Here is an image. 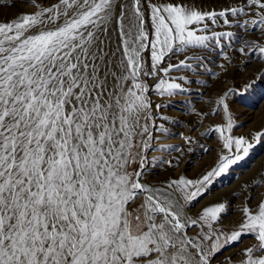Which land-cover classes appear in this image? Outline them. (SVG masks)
Here are the masks:
<instances>
[{
  "label": "snow or ice",
  "instance_id": "6c2138e0",
  "mask_svg": "<svg viewBox=\"0 0 264 264\" xmlns=\"http://www.w3.org/2000/svg\"><path fill=\"white\" fill-rule=\"evenodd\" d=\"M21 2L35 10L0 22V264H211L222 240L229 245L245 234L255 242L239 264H264V200L243 207L230 234L216 227L224 203L195 217L186 211L213 176L253 147L231 134L227 104L226 124L214 128L216 167L200 179L145 182L154 166L150 122L157 127L149 93L183 92L168 74L190 68L188 57L166 61L231 39L232 32L200 34L218 18L258 31L239 51L264 60V0H232L219 12L193 0ZM144 77L155 78L154 86Z\"/></svg>",
  "mask_w": 264,
  "mask_h": 264
},
{
  "label": "rangeland",
  "instance_id": "374dc122",
  "mask_svg": "<svg viewBox=\"0 0 264 264\" xmlns=\"http://www.w3.org/2000/svg\"><path fill=\"white\" fill-rule=\"evenodd\" d=\"M201 1L193 0L196 6L203 11L213 10L219 12L222 8H224L223 6H227L229 4V3L226 4L228 0H221V1L212 0L211 3H208L204 0ZM50 2H54V0H47V3ZM231 2L232 1H230V3ZM13 3H15L16 5L15 7H11ZM208 4H211V6H209ZM220 5L223 6L220 7ZM34 10L35 9L28 7L26 3L21 2V0H0V22H4L7 19L15 17L19 11L32 12ZM208 23L212 24L211 21H209ZM209 28L210 31L213 30V32L233 33V37L231 39L224 37L221 39L219 44H217L215 41L208 42L209 43L208 47L214 49V53L218 55L216 59L217 62L214 63L211 60L205 58L188 60L190 68H182L178 71L174 70L168 74L169 77L172 78V80L180 82L182 84V88L184 89L183 92H180L171 97L167 95L160 96L153 88V90L149 93V96L153 103L152 111L155 117L154 123L155 125H157V127L152 128L150 122V132H152L154 139L151 141V147L147 152V157L150 164L154 166L150 167L149 171L146 173L145 176L146 183H150L153 185H160L170 179L179 178L180 176H184L186 178L194 179V180L200 179L201 177H203L204 173L206 174L208 171H210V169L216 167L217 164L215 166H211L210 164L207 165L206 161L208 162V159H211L213 157L219 158V156L221 155V141L219 139V133L215 132L214 128L216 125H223L226 124L227 122L226 114L224 110V104H227L228 106L227 115L230 116L231 121L233 123V129L231 134L234 137H241V136L247 137L249 141L253 144V147L249 150V154L246 157L238 161L236 164L232 165L227 172L221 174L220 176H213L209 184L206 185L207 190L205 191L204 195L198 198L197 200H193L189 205L186 206L187 214L193 217H195L196 214L201 212L203 205L206 202L211 201L212 199H215L217 197H223L225 198L224 204H226L228 201V197L238 198L240 197L238 192L246 193L248 191V189H245L242 186H253L254 189L256 188L261 191L260 188L264 185V136H262L259 139V141L253 138L255 137V134L257 132L264 133V128L260 131L259 130L257 131L256 129L260 122V118L264 116V60H260L257 57L258 58L257 61L259 65H261L260 70L256 72L255 75L251 76L249 79L243 80V83L241 82L242 84L241 83L237 84L236 82L237 78H229L223 80L219 88L214 89L212 87V82H216L219 79L221 80L222 78L221 76L227 73L226 68L231 66V62L226 60L227 59L226 51L227 52L232 51V49L234 48L237 50V56L239 54V56L241 57L244 56L245 54H242L239 51L241 47H244V43H242L241 41H237L236 39L237 33L239 32L240 28L234 26L229 27L227 25H224L219 18L217 19V23L214 25H209ZM234 28L237 30L235 31ZM210 31L204 34L211 35L212 32L210 33ZM116 41H117V37L115 33H113L112 45H111L113 49H115ZM260 42L263 44L264 40H260ZM216 50H218L219 52ZM246 50L248 51V49ZM143 56L146 67L150 69L151 66L150 51H145L143 53ZM178 57L179 56L177 55L175 57L173 56V58L166 61L164 66H167V63H179V61L182 58L180 57L181 58L180 59ZM219 60L222 61L223 63L220 62ZM188 76L189 77L194 76L193 78L197 77L196 79L202 78L200 80H203L202 82L204 84L201 85L202 86L206 85L204 89L205 90L210 89V90L203 93L202 98L191 99L192 96L193 97L198 96L196 93L194 94L193 92L199 89L198 88L192 89L190 88V85L188 86L187 81H185L187 78H189ZM178 78H184V79L179 80ZM144 79L147 81L150 87L154 86V84L156 83L155 78L144 77ZM221 99H223V103H221ZM156 104H164L166 105V107L157 110L155 108ZM199 107L202 108L203 110L206 108L205 110L207 111L205 117L206 119L201 123L200 128L197 127L194 132L196 136L202 138L203 135L201 134L199 135L197 133H199V131L202 130V128L204 130L208 128L205 131L206 132L205 144L200 148V151H198L199 153L196 154H194L195 152L188 154L185 151L180 153L181 150L180 151L171 150L170 146H175V147H179L180 149H184L183 144L180 145L175 144V141H178L179 139L185 140L184 139L185 136L183 135L186 129H184L183 132L179 134L170 135L169 138H163L167 131H162L161 127L162 129L167 130L166 123L171 119H173V117L171 116H176L178 114H181L183 116H189L193 111L199 109ZM202 126H206V127H202ZM205 149H207V151ZM177 153H180V155L178 156ZM174 154L175 155L177 154L178 159L174 164L169 166L167 162L172 161L173 157L175 156ZM188 162H192V163L186 166ZM202 169H205V172H202L201 174L198 175L197 173ZM251 181L253 184L249 185ZM262 200H264L263 191L261 192L259 198H255L253 202L255 207ZM236 201L239 202V200ZM239 204H240L239 205L240 211L228 215L227 219H219L216 227L220 229L223 233L230 234L232 230L238 228V224L242 218L241 210L243 207L247 206L242 202L241 203L239 202ZM194 231L195 230H190V234H194ZM254 242L255 241L250 234L243 235L239 241L229 245H224L222 240L221 248L211 259V264H218V263L239 264V261L243 258L242 250L251 246Z\"/></svg>",
  "mask_w": 264,
  "mask_h": 264
},
{
  "label": "bare ground",
  "instance_id": "6f19581e",
  "mask_svg": "<svg viewBox=\"0 0 264 264\" xmlns=\"http://www.w3.org/2000/svg\"><path fill=\"white\" fill-rule=\"evenodd\" d=\"M201 1V0H200ZM208 3H211L212 0H204ZM218 1V0H217ZM221 1V0H220ZM230 1L232 0H228L226 2L230 4ZM202 2V1H201ZM195 3V2H194ZM218 3V2H217ZM232 3V2H231ZM209 6H211V4H208ZM215 6V5H213ZM223 6V5H222ZM220 5V7H222ZM225 7V6H223ZM218 8V7H217ZM209 25H214V24H210ZM225 27V26H224ZM235 27V26H234ZM223 28V27H222ZM235 29V28H234ZM237 29H235L236 31ZM213 32L210 31V33ZM204 34V33H203ZM235 36V35H234ZM258 36H259V33L258 32H255L253 34L252 31H248V32H245L243 29L240 28L239 32L237 33V41H241L242 43H244L245 41H255L258 39ZM213 42V41H211ZM263 42V41H262ZM261 43V42H260ZM230 44V43H229ZM262 44V43H261ZM264 44V43H263ZM222 45V44H221ZM226 45V44H225ZM218 46V45H217ZM223 48V47H222ZM234 49V48H233ZM232 51H226V55H227V61H230L231 62V66L226 68V71L227 73L226 74H223L221 77V80L219 79L218 81L216 82H212V87L215 89V88H219L223 82V80L225 79H229V78H237V84L238 83H243V80H247L249 79L251 76L255 75L256 72H258L260 70V66L259 63H258V58L257 56H253V55H249V54H245L244 56H237V50L234 49ZM218 51V50H216ZM219 52V51H218ZM246 52H250V50L248 49V51L246 50ZM225 54V53H224ZM223 54V55H224ZM179 56L178 58H182V59H185V57H188L189 60H194V59H197V58H202V59H208V60H211L212 62H217V57L218 55H216V53H214V49L210 48V47H207V48H203V47H192L188 50H186L183 54H179L177 55ZM175 57V56H174ZM239 57V58H238ZM173 58V57H172ZM177 58V57H176ZM180 58V59H181ZM225 58V57H224ZM181 59V60H182ZM261 60V59H260ZM210 61V62H211ZM220 61V60H219ZM206 62V61H205ZM209 62V63H210ZM222 62V61H220ZM219 62V64H220ZM189 63V62H188ZM207 63V62H206ZM223 63V62H222ZM221 63V64H222ZM213 64V63H212ZM225 64V63H224ZM223 65V64H222ZM227 65V64H226ZM221 67V66H220ZM226 67V66H225ZM263 68V67H262ZM199 71V70H198ZM223 71V70H222ZM262 71V70H261ZM222 74V73H220ZM189 77V76H188ZM194 77V76H193ZM193 77H189L187 78L185 81H187V84L188 86L190 85V88H198L199 90H196L194 91L193 93L197 94L198 96L196 97H191L192 98H202V95L203 93L207 92L208 90L210 89H207L205 90L204 88L206 87V85H201V84H204L202 81L203 80H200L202 78H199V79H196V78H193ZM217 77V76H216ZM207 80V79H206ZM234 80V79H233ZM230 81V80H229ZM183 82V81H182ZM234 82V83H236ZM241 83V84H242ZM185 84V83H183ZM200 85V86H199ZM225 88V87H224ZM189 93V92H188ZM188 98V97H187ZM190 98V97H189ZM177 99V98H176ZM181 99V98H180ZM183 100V99H182ZM186 100V99H185ZM193 101V100H192ZM191 101V102H192ZM183 102V101H182ZM189 104V103H188ZM187 104V105H188ZM191 104V103H190ZM208 106V105H207ZM206 106V107H207ZM183 108V107H182ZM195 110V109H194ZM206 108L203 110L202 108L199 107V109H196L195 111H193L191 113V115L189 116H183L181 114H178L176 116H171L173 117V119H171L170 121H168L166 123L167 125V132L165 133V136L163 138H169L170 135H176V134H179L181 132H183L184 129H186V131L184 132V135L183 136H187V137H191L192 138V141L193 143L191 144H188L185 142V140L183 139H179L178 141H175V144H183L184 145V149H180V153H182L183 151L187 152L188 154L190 153H199L198 151H200V148L205 144V137H206V130H204L202 128V130L199 131V133L197 134H201L203 135V137H198L196 136L195 134V129L197 127L200 128V125L203 121H205V117H206V113L207 111H205ZM205 111V112H203ZM209 112V110H208ZM211 112V111H210ZM208 122V120H207ZM162 123V122H161ZM165 123V122H164ZM206 123V122H205ZM202 127H206V126H202ZM264 128V116L262 118H260V122L257 126V131L259 130H262ZM199 130V129H198ZM197 130V131H198ZM210 133V131H209ZM168 135V136H167ZM183 148V147H182ZM191 149V150H189ZM180 153H177L178 156L180 155ZM186 153V154H187ZM177 154L173 157L172 159V164H174L177 159H178V156ZM192 154V155H194ZM191 155V156H192ZM171 159V158H170ZM217 160H218V157H213L211 159H208V162L206 161L207 165L210 164L211 166H215L217 164ZM191 161V160H190ZM195 162V161H194ZM192 162H188L186 164V166L190 165ZM204 165V164H202ZM201 167V166H200ZM203 167V166H202ZM207 167V166H206ZM155 168V167H154ZM201 169V168H199ZM211 170V169H210ZM155 171V170H153ZM199 171V170H198ZM197 172V170H196ZM202 172H205V169H202L200 170L197 174H201ZM205 174V173H204ZM203 174V175H204ZM195 175V174H194ZM146 176V175H145ZM255 179V177H254ZM250 180V178H249ZM253 181V180H252ZM249 183V185H252L253 183ZM207 187V186H206ZM244 187L245 189H248V191L246 193H239L240 197L236 198H229L228 197V201L227 203L225 204V210L224 212L221 213L220 215V219H227L228 215H231L232 213H235V212H238L240 211V207H239V202L243 203V204H246L247 207H251V208H255V205H254V200L255 198H259L260 195H261V192L263 191L264 192V185L260 188V190L258 189H254L253 186H242ZM237 193V194H238ZM251 199V200H250ZM224 200L225 198L223 197H217L215 199H212L211 201H208L206 202L204 205H203V208L206 207V206H210V205H214V204H217V203H224ZM236 200H239L236 201ZM250 200V201H249ZM202 208V209H203ZM222 221V220H221ZM220 223V222H219ZM230 256V255H229ZM228 257V256H227ZM218 264H221V263H218Z\"/></svg>",
  "mask_w": 264,
  "mask_h": 264
}]
</instances>
